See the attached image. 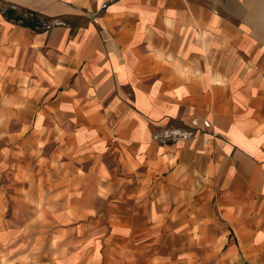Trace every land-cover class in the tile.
<instances>
[{"label":"crops","instance_id":"1","mask_svg":"<svg viewBox=\"0 0 264 264\" xmlns=\"http://www.w3.org/2000/svg\"><path fill=\"white\" fill-rule=\"evenodd\" d=\"M4 137L58 264H264V0H0Z\"/></svg>","mask_w":264,"mask_h":264},{"label":"rangeland","instance_id":"2","mask_svg":"<svg viewBox=\"0 0 264 264\" xmlns=\"http://www.w3.org/2000/svg\"><path fill=\"white\" fill-rule=\"evenodd\" d=\"M11 131L15 125L9 124L5 132ZM15 150V138L0 139V264H58L76 254L61 248L71 242L66 230L86 221L73 214H35V204L18 200Z\"/></svg>","mask_w":264,"mask_h":264}]
</instances>
